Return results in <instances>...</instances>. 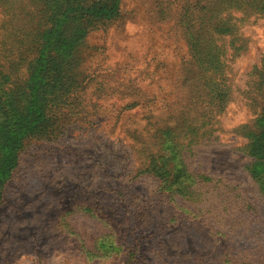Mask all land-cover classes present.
<instances>
[{
    "label": "rangeland",
    "instance_id": "rangeland-1",
    "mask_svg": "<svg viewBox=\"0 0 264 264\" xmlns=\"http://www.w3.org/2000/svg\"><path fill=\"white\" fill-rule=\"evenodd\" d=\"M0 264H264V0H0Z\"/></svg>",
    "mask_w": 264,
    "mask_h": 264
}]
</instances>
